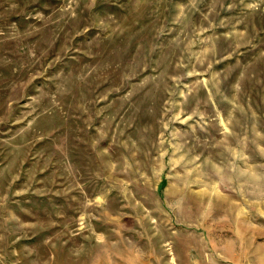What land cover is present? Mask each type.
Segmentation results:
<instances>
[{
  "label": "rangeland",
  "instance_id": "374dc122",
  "mask_svg": "<svg viewBox=\"0 0 264 264\" xmlns=\"http://www.w3.org/2000/svg\"><path fill=\"white\" fill-rule=\"evenodd\" d=\"M0 264H264V0H0Z\"/></svg>",
  "mask_w": 264,
  "mask_h": 264
}]
</instances>
